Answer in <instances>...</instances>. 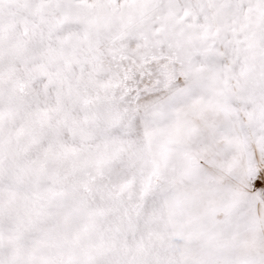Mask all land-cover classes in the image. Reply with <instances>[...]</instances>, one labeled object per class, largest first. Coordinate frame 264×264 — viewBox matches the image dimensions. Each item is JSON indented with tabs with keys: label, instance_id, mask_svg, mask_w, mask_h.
Segmentation results:
<instances>
[{
	"label": "bare ground",
	"instance_id": "1",
	"mask_svg": "<svg viewBox=\"0 0 264 264\" xmlns=\"http://www.w3.org/2000/svg\"><path fill=\"white\" fill-rule=\"evenodd\" d=\"M134 81L121 110L142 120L163 201L114 148L132 116L92 138L88 99ZM0 158L12 162H0L1 262L28 246L2 233L69 236L72 215L89 219L80 202L107 186L141 226L140 243L104 236L131 251L119 264H264V190L248 183L264 172V0H0Z\"/></svg>",
	"mask_w": 264,
	"mask_h": 264
},
{
	"label": "rangeland",
	"instance_id": "2",
	"mask_svg": "<svg viewBox=\"0 0 264 264\" xmlns=\"http://www.w3.org/2000/svg\"><path fill=\"white\" fill-rule=\"evenodd\" d=\"M108 6V2H101ZM102 11L104 12L102 5H98ZM194 12V10H192ZM190 14V12L188 11ZM185 13L186 18L184 20H188L189 15ZM58 23H65L64 17L57 18ZM106 46V45H105ZM170 65L168 69H172L171 66L173 64V60L166 63ZM168 79H171L173 83H175L176 87L183 85L184 82H178V79L175 78V73L173 70H169L167 73ZM134 86L131 88H125V91H122L115 95V97H100V98H92L90 101L88 99V108L92 110L93 119L96 120L98 127L95 131L96 136L92 137L96 142V137L99 134L100 126L106 128L108 127L110 130L114 131L121 125V119H125L126 117L132 116V129L127 132L120 134L122 138V142L114 146L118 151H125L127 154V169L126 173L128 176L138 175L141 178H146V182L144 184V191H146V195L148 199H160L161 201L166 200L165 193L160 192V188L163 185L164 178L156 177L154 181L152 180L153 175L151 174V170L149 168V163H151V159L149 156V146L146 142L147 134L144 135V130L142 129L143 123L142 120L138 119V113L135 114L136 111L129 110H121L122 105H126L129 107L128 97L132 95H136L140 92L142 88V84L138 86L135 81L133 82ZM150 85V83H146L145 86ZM120 104V105H119ZM79 114H83L84 117L86 115V105H82L76 103ZM89 120V119H88ZM102 139H99L101 141ZM93 141L87 142V146L99 147L96 152L101 153L100 142L99 145ZM80 143H82L80 141ZM201 145V142H198ZM105 145V144H104ZM91 155V154H90ZM122 159H118L116 164L118 165L117 169L114 170V166L109 165L107 168V172L104 171L103 177H108L106 173L111 174L112 169L119 173V168L123 165ZM0 162H4L7 164H12V162L7 158H0ZM203 160L198 157L193 158L194 165L202 164ZM0 166H2L0 164ZM112 168V169H111ZM16 171V170H15ZM114 172V173H115ZM1 174V173H0ZM106 174V175H105ZM264 172L262 175L253 176L249 178V188L251 191L260 192L264 190ZM3 178V177H2ZM6 180V178H4ZM22 182V181H21ZM22 192L25 194L26 189L23 188ZM88 199L86 202H80L81 205L85 207L86 213H88L89 219L83 222V218L81 219L80 215L74 214L72 215V220L70 221V226L68 227L71 230V234L69 236H63L58 239H53L52 236L47 235H39V231H34L33 229H28L25 231H32L34 235L28 234L21 236L18 232H12L10 234L2 233L1 236L8 237L10 239L23 240L28 246L23 248L21 254H17L15 250L12 251L11 260H7V258H2V262L6 264V260L11 262L10 264H119L121 261L120 258H124L123 255H126L125 251H128L125 247L126 245L120 246L117 244L115 240H111L107 238L104 240V236H107L109 233L111 238L115 239L114 236H121L126 238L127 240H132L133 242L140 240L137 235L138 226L137 223L129 216V212L131 206L127 203V198L122 196L118 190L113 187L105 186L103 189L98 191L93 195H88ZM50 203V200H49ZM260 203L264 205L262 199H260ZM144 202L139 203V210L144 206ZM132 211V209H131ZM164 214L163 209H159L157 215L161 216ZM57 215L61 218H64V213H58ZM165 216V214H164ZM68 219V216H65ZM69 220V219H68ZM79 221V222H78ZM78 222V223H77ZM81 222V223H80ZM154 222L152 220H147L146 224L143 223L144 227L150 230L149 225ZM69 223H65L67 225ZM64 225V226H65ZM145 227V228H146ZM87 228H90L92 234L89 232L88 234L85 232ZM24 229V228H23ZM82 232V236L77 238V233ZM66 238V240H64ZM130 240V241H131ZM84 241L86 246H80ZM16 249V247H14ZM142 249V248H141ZM140 249V251H141ZM136 254L139 252L136 248L134 249ZM131 252V251H128ZM142 252V251H141ZM120 254V255H119ZM0 261V264H2ZM154 264H163L160 261H155Z\"/></svg>",
	"mask_w": 264,
	"mask_h": 264
}]
</instances>
